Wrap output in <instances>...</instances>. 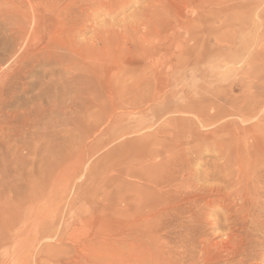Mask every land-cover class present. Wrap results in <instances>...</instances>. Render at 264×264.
<instances>
[{
    "label": "rangeland",
    "instance_id": "1",
    "mask_svg": "<svg viewBox=\"0 0 264 264\" xmlns=\"http://www.w3.org/2000/svg\"><path fill=\"white\" fill-rule=\"evenodd\" d=\"M90 1H84L82 8L86 9ZM158 1L162 6L161 0H132L123 11L112 10L106 5L96 17L91 16L93 20L90 17V22H86V30L73 37L76 53L96 43L99 55L88 58L87 64L104 70L93 79L96 82L88 75H84V79L91 78V83L83 82V74L80 75L84 90L80 83L77 90L71 87L66 79L64 86L54 82L64 75L61 67H66V63L61 66L56 62L48 63L51 55L17 70V65L29 59L33 51H42L44 56L52 54L50 49V52L44 50L48 47L49 28L42 27L39 38L28 44L26 50L18 46L12 58L8 52L0 55V264H115L117 180L122 177L125 180L122 181L126 182L123 185L126 198L135 197L136 188L132 189L131 183L137 179L131 176L136 173L132 171L145 167L149 156L159 160L155 151L165 159L164 152L171 149L186 152L193 144L211 137L243 139L248 131L264 127V1L172 0L174 10L168 9L172 13L167 10L168 17L159 10ZM106 3L109 4L108 0ZM146 5L149 7L145 9ZM149 8L155 10V16L148 12ZM149 14L156 17L153 26ZM146 18L152 23L147 20L149 25L146 21L145 24ZM3 27L9 30L11 26L6 23ZM125 33L129 36L138 33L136 38L140 40L136 41L132 35L128 39ZM72 34L67 31L63 37L72 39ZM99 36L106 38L107 48L105 44V47L98 44ZM3 41L0 40V48ZM131 49L134 50L129 53ZM119 51L123 52L121 57ZM74 52L65 59H75ZM128 53L132 54L131 58ZM195 56L201 58L197 61ZM184 57L191 59H187L186 66L181 63L186 60ZM77 59L80 61L79 57ZM119 61L128 67L119 66ZM131 68L138 70L126 71ZM123 70L132 75L128 73L125 75L128 78L123 77ZM136 73H141L137 81L134 79ZM141 77L145 79L142 83L139 82ZM126 84L129 88L134 84L136 92L141 86L146 88L147 103L136 111L129 109L131 112L115 109L113 117L124 116L115 126L98 125L97 116L101 114L98 103L103 101L107 106L108 102H120H116L119 96L120 100L126 99L122 93L128 87ZM117 89L121 94L118 97L114 93ZM140 92L134 93L135 97L131 95V99L137 100ZM194 100L196 107L201 104L199 110L194 108L191 102ZM210 100L221 108L216 109ZM189 102L192 108L187 106ZM193 108L197 110L195 113ZM207 114L212 117L208 119ZM262 131L258 133L264 137ZM14 135L19 137L16 147L11 144L13 141L7 144L15 139ZM67 150L72 157L62 156ZM215 160V157H205L200 171L207 170L206 162ZM62 189H65L63 193Z\"/></svg>",
    "mask_w": 264,
    "mask_h": 264
},
{
    "label": "bare ground",
    "instance_id": "2",
    "mask_svg": "<svg viewBox=\"0 0 264 264\" xmlns=\"http://www.w3.org/2000/svg\"><path fill=\"white\" fill-rule=\"evenodd\" d=\"M130 1L132 0H108L109 4H107L106 0H91L90 1L91 4L89 3L87 8L85 9L82 8L83 2L86 3L88 2V0L87 1L86 0H39L38 2H33L31 0H22V2H18V3L14 0H0V3H2L1 5L3 7L0 10V40H4L3 46L0 48V55H3L4 53L8 52L9 57L12 58L14 56L13 53L15 52L18 46L22 45L23 51L26 50L28 44H30L32 41H36L37 38H39L38 35L39 30L42 27L49 28L50 31L47 34L48 47L46 46L44 50L49 51L48 49H50L52 54H48L44 56L42 55L43 54L42 51H33L30 54L29 59L24 60L17 65V70L21 71V69L24 66L28 65L31 62L37 61L38 63L40 62V59L52 56L51 59H49L48 63L56 62L60 66L66 63L65 64L66 67H61L64 75L58 77L57 80H54V82L57 85L62 84L64 86L65 84L64 82L66 79L70 83V86L77 90L82 86L81 83L82 81H79L80 75L83 74L82 75L83 82L85 80L84 75L90 76L92 79L89 78V80L91 79L92 81H94L96 79V76H98L99 73L101 74L100 70L102 71L103 67H100L101 69L100 68L97 69L98 67L91 68L92 66L90 67L87 64L88 58L90 57L93 58L94 55L96 54L99 55L98 53L99 50L97 51L96 43L91 44L89 48L84 46L83 51L81 50V52L76 53V51L75 52L73 51L76 44L75 42H73L74 41L73 37H75L76 34L78 35V33H80L82 30L83 31L86 30L87 28V26L85 25L86 22L87 21L90 22L89 20L91 16H95V15L97 16L98 11L102 7L108 5V7L110 6L111 8H113L112 10L115 9L118 11L120 10L123 11V9L127 8L126 7L127 4L131 3ZM161 1L163 2V5L160 6L161 3L158 1L159 2L158 8L159 10H161L162 13H164L168 17L169 14L167 13V10L171 9L173 12L174 8H172V6L174 4L171 3L172 0H161ZM175 1L176 0H174V2ZM263 1L264 0H262V2ZM152 4L153 3H151V6ZM153 5L156 8V5L155 4ZM146 7L149 6L146 5L145 9ZM150 8L148 12L155 11V10L150 11ZM145 9H143L142 11H146ZM175 9L177 8L175 7ZM171 10L168 11L170 12ZM156 11L158 12V10ZM145 14L143 13V15ZM164 14H162L161 16H163ZM150 15L152 16L151 20L153 19L152 22L156 20V17L155 19L153 18L154 12L153 15L149 14V16ZM262 16L263 19L264 11ZM143 19L144 18H142L141 20ZM135 20L137 19H134L133 21ZM147 20L151 22L150 19L146 18L144 20V23L145 21L147 23ZM6 23H8V25H10L11 27L9 28V30L7 28L6 30H8V32L5 33L6 30L3 27V25ZM154 23L155 21L152 23V26ZM76 25H78V28ZM80 26H83V29H81L82 27L79 29ZM138 29H140V26H138ZM67 31L73 32L72 39L67 40L63 37ZM108 32L110 31L108 30ZM121 32L123 33L124 31ZM125 34L127 35L128 33ZM131 35L129 36L128 34L127 37L129 36L131 38ZM132 36L136 38L135 33ZM101 37L102 36H99L97 38V41L98 44H100V46L103 47L106 38H101ZM115 37H117V41H119L118 36ZM138 40H140V38H138ZM107 42L105 46L108 44ZM138 42L136 44L139 45L140 42L139 43ZM133 50L132 49L131 51L129 50V53L132 52ZM71 52H74L72 56H75L76 58L74 59L72 57H69L65 59L67 55H71ZM120 53L121 51H119V57L122 56L123 52L121 53V56ZM130 55L132 54H129V56ZM134 56L135 54L133 55V57ZM77 57L80 58V61H78ZM188 58L190 59V57ZM196 58L198 61L199 60L198 58L201 57L195 56V59ZM184 59L186 58L184 57ZM187 59L182 61L181 63L183 64L189 60ZM194 60L192 61V63L194 62ZM124 61L127 60H123V62ZM189 61H191V59ZM186 63L183 64V66L184 65L186 66ZM118 64H120L119 66H121L122 62ZM173 65L175 67V64ZM125 66L128 67L127 64ZM171 67L170 70L172 69ZM125 69L127 68H124V70ZM131 69L126 71L135 70L134 68ZM124 70L122 71L123 73H125ZM105 72L107 73V71ZM153 72L156 74L154 70ZM128 73L126 72L125 74H123L124 76L121 74L120 75L123 77H127L125 75ZM138 74L136 73V77L134 78L136 81L137 78L139 77V76L137 77ZM130 75H132V72L130 73ZM130 75L128 76L131 79ZM121 76H118V78H120ZM63 78L64 80H62ZM145 79L141 77L139 82L142 83L141 80L145 81ZM87 80L85 81L87 82ZM89 80L88 83H91V80L90 81ZM123 80H125V78H123ZM79 83H80V87H79ZM124 83L125 81L123 82V84ZM146 84H148V81ZM127 86H126L127 88L122 90L123 96L126 99L120 100L119 94L121 93V90L118 88L120 93H118L119 92L118 89L114 90V93L118 94L116 95L117 97L119 96L118 99H116V102H118V100L120 102L118 103L108 102L107 103L108 107L104 105L103 101L98 103L99 105H101L100 106L101 114L98 113L97 116L98 125L102 123H107V125L109 126H115V123L117 124V121L120 122L119 120L122 121V118L124 117V116L113 117V114H115L114 113L115 109L123 108L128 110L133 109L134 111H136L135 109H139L141 108V105H145L147 103L149 97L147 96L146 88H142L141 86V90H137L136 92L135 91L136 88L134 84L132 85L134 86L132 88L131 87L129 88V84ZM203 88L204 86L202 87V89ZM81 89L84 90L83 87H81ZM90 90L94 91V89L92 88ZM147 90L149 89L147 88ZM138 91L139 92L144 91L143 92L144 94L143 93L141 94L140 92L137 97L138 99L136 100L134 98L135 99L134 102L133 101L134 99L133 100L131 99V95L134 96V93H138ZM75 92L77 93V91ZM94 92L96 93V90ZM85 93L87 92L85 91ZM155 93L157 94V92ZM259 99L261 100V97ZM195 101L196 100L191 101L192 104H194L193 102ZM210 103L212 104L214 102L211 101ZM190 104L191 103L189 102L187 106H191ZM194 105H195L194 108L199 110L201 104H199V107L198 106L196 107V103ZM214 105L217 106V104L215 103ZM249 106L251 107V105ZM184 107L186 106L184 105ZM192 107L193 106H191V108ZM202 107H203V103H202ZM246 107L248 106L246 105ZM194 108L192 110L193 113L197 111V110L194 111ZM219 108H221V106ZM219 108L218 106L216 107V109ZM189 109L190 108H188V112L189 111L191 112V110ZM216 109L214 107L215 111ZM209 111L208 113L211 112ZM262 113L264 114V110L262 111ZM207 116L209 117L208 119L212 117L209 116L208 114ZM225 117H227L226 114ZM128 120H130V118ZM203 122L205 123V121ZM258 130H264V127H258V128L256 127L253 130V132L248 131L247 135L243 139L232 140L230 136H223V137L221 136L219 138L211 137L209 140L206 139L204 141L197 142L196 145L193 144V146L190 147V149H188L189 147L187 148L188 150L186 152H184L185 150L182 151V149L181 150L171 149L170 151H166V152L163 151L164 154L165 153L167 154V156L164 155L165 159H161L160 158L161 153L159 155L158 152L155 151L154 154L158 157L159 160L155 161L151 156L148 155L149 161H146V166L140 169L143 172H141L138 167L137 168L138 170L134 169L135 171H132L136 173L133 174L131 173L132 174L131 176L137 179V182L131 183L132 186L131 188L132 189L133 187L136 188L135 197L131 195L130 198H126L127 196H125V193L123 192V185L126 182L122 181L124 180L123 177L122 180H117L115 194H116V203L118 205L117 208L118 222H117L116 230L114 231L115 264H264V137L260 136ZM263 133L264 132L262 131L261 134ZM14 136L15 139H10L7 142V144L9 145L10 142L13 141L11 144H13L14 147H16L19 137H16V135ZM172 145L175 146V144L173 143ZM180 146H177V148H179ZM23 149L26 150L24 147ZM9 150H11V147ZM59 150H61V146ZM68 150L67 152L64 151L65 153L64 154L62 153L63 155L62 154L61 155L63 157L66 155L67 157L70 154ZM29 151H31V149ZM27 153L25 154L26 156H28ZM205 157L207 158L215 157L216 160L215 162L211 161V163L209 164H207L206 162L205 166H208V168H206L207 170L200 171L199 167L200 165L203 164L202 160ZM120 169L121 168H119V170ZM126 169H127L126 171L129 170L127 167ZM126 171L124 173H126ZM128 173L130 174V171ZM122 175L124 176V174ZM118 176H120V174ZM127 176L129 177L130 175L127 174ZM60 184L61 185L63 184L62 186H64V183L61 182ZM59 187L61 186L59 185ZM63 191H65V189H62V193ZM127 192H129V189ZM61 194H59V197H61L60 196ZM122 204H124L123 207L121 206Z\"/></svg>",
    "mask_w": 264,
    "mask_h": 264
}]
</instances>
